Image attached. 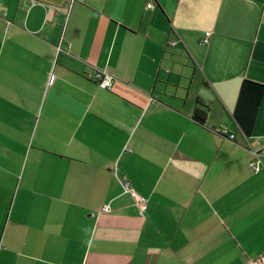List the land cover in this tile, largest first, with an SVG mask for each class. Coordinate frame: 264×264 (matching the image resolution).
Wrapping results in <instances>:
<instances>
[{
	"label": "crops",
	"instance_id": "1",
	"mask_svg": "<svg viewBox=\"0 0 264 264\" xmlns=\"http://www.w3.org/2000/svg\"><path fill=\"white\" fill-rule=\"evenodd\" d=\"M262 254L264 0H0V264Z\"/></svg>",
	"mask_w": 264,
	"mask_h": 264
},
{
	"label": "built area",
	"instance_id": "2",
	"mask_svg": "<svg viewBox=\"0 0 264 264\" xmlns=\"http://www.w3.org/2000/svg\"><path fill=\"white\" fill-rule=\"evenodd\" d=\"M147 8H152L153 7V3L150 1L146 4ZM211 32L210 31H206L204 34V37L201 39V43L206 45L209 42V37H210ZM177 44L176 41H168L167 45L169 46H175ZM95 77H96V83L98 85L99 88L104 89V90H109L111 88V84L113 82V76L105 71H96L95 72ZM54 80V76L51 74L49 75L48 78V83H52ZM229 138L232 139V136L229 135ZM261 165H262V159H261V154H256V158L255 160H252L249 163V167L251 168V170L253 172H258L261 169ZM119 182L121 183L123 189L125 192L129 193L132 197V199L134 200L135 204L138 205L139 208V214L143 215L144 212L147 209V205H146V200L139 195L128 183V181L125 178H120ZM100 210L102 212H109L110 208L109 205H103ZM264 263V254L249 260V264H263Z\"/></svg>",
	"mask_w": 264,
	"mask_h": 264
},
{
	"label": "trees",
	"instance_id": "3",
	"mask_svg": "<svg viewBox=\"0 0 264 264\" xmlns=\"http://www.w3.org/2000/svg\"><path fill=\"white\" fill-rule=\"evenodd\" d=\"M206 117H207V107L202 106V108L196 107L194 109L193 114H192V119H193V121H195V123H197L200 126H205ZM210 130H213V129L210 128ZM221 134L224 136L223 133H221ZM227 137H229V136H227Z\"/></svg>",
	"mask_w": 264,
	"mask_h": 264
}]
</instances>
